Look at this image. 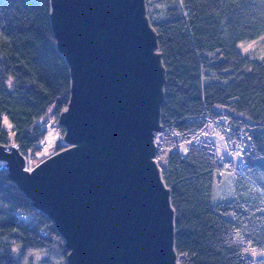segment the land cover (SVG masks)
<instances>
[{"label": "trees", "instance_id": "obj_1", "mask_svg": "<svg viewBox=\"0 0 264 264\" xmlns=\"http://www.w3.org/2000/svg\"><path fill=\"white\" fill-rule=\"evenodd\" d=\"M146 3L168 71L162 124L197 139L211 125L188 118L225 116L230 132L211 128L241 155L236 168L206 138L199 148L171 152L165 166L159 163L171 189L179 260L264 264V258L248 256L250 249L264 251V62L237 48L264 34V0ZM50 12V0H0V143L18 144L30 164L42 160L47 121L51 115L58 121L70 98L69 67L57 49ZM6 117L12 135L3 126ZM60 149L57 145L55 151ZM217 171L235 172L236 190L233 201L214 211ZM63 245L48 216L0 171V264H20L31 251L48 254L40 264H68Z\"/></svg>", "mask_w": 264, "mask_h": 264}, {"label": "water", "instance_id": "obj_2", "mask_svg": "<svg viewBox=\"0 0 264 264\" xmlns=\"http://www.w3.org/2000/svg\"><path fill=\"white\" fill-rule=\"evenodd\" d=\"M70 72L62 147L29 169L0 143V171L53 222L68 264H182L156 158L167 69L146 0H50Z\"/></svg>", "mask_w": 264, "mask_h": 264}, {"label": "rangeland", "instance_id": "obj_3", "mask_svg": "<svg viewBox=\"0 0 264 264\" xmlns=\"http://www.w3.org/2000/svg\"><path fill=\"white\" fill-rule=\"evenodd\" d=\"M237 48L243 55L248 56L254 60L264 62V34L253 40L239 42ZM3 126L5 129L9 131L11 135L13 134V124L9 118L6 117L3 120ZM46 128L48 130V133L45 138V141L43 142L42 151L39 154V157L42 158V160H44L46 157L50 155L51 152H54L57 149V145H59L58 143L64 135L61 131V128L63 127L58 125V121H56V118H54L52 115L50 116V119L47 121ZM222 130L225 131L224 129ZM203 138H211L212 141H214L217 144L216 150L218 156L221 159L231 160L234 166L236 168H239L240 160H241L240 152H236L235 154L228 149V145L220 130L219 131L214 130L208 126L207 132L204 134ZM11 144H5V145H11ZM237 147L238 146H236L235 148ZM168 155L169 153L166 154V156L159 159V163L161 165L163 166L166 165L167 163L166 158ZM39 162H37L36 164H38ZM36 164L29 163L28 165L29 169H32ZM235 190H236V173L228 172V171H217L214 177L213 192L211 197L212 209L216 211L217 205L222 203H229L233 201L235 199ZM222 215L227 219L233 218L232 213H222ZM47 256L48 254L44 251L41 252L39 251L36 252L35 254L33 251H31L28 252L26 258L23 257L20 264H31V263L40 264L41 260ZM248 256L253 258L254 260L264 258V251L258 249H250L248 251ZM30 261L31 263H29Z\"/></svg>", "mask_w": 264, "mask_h": 264}, {"label": "built area", "instance_id": "obj_4", "mask_svg": "<svg viewBox=\"0 0 264 264\" xmlns=\"http://www.w3.org/2000/svg\"><path fill=\"white\" fill-rule=\"evenodd\" d=\"M195 119V120H194ZM189 121H197V120H205L208 122V125H211V127L215 129H224L226 132H230L233 128L230 120L225 116H219V117H211L209 114L206 116H200V117H193L189 118ZM173 127H170L169 125H164L162 130L156 133L155 136V142L157 147V159L162 158L161 155L164 153V156L169 152H175L180 149L179 145L173 144L170 141V137L172 136ZM208 140L207 142H209ZM204 142L200 139H187V141L183 144V146L191 150L193 148H199ZM242 165V164H241Z\"/></svg>", "mask_w": 264, "mask_h": 264}, {"label": "bare ground", "instance_id": "obj_5", "mask_svg": "<svg viewBox=\"0 0 264 264\" xmlns=\"http://www.w3.org/2000/svg\"><path fill=\"white\" fill-rule=\"evenodd\" d=\"M189 119V118H188ZM187 119V120H188ZM186 120V121H187ZM162 128H163V124H162ZM162 128H161V130H162ZM175 128V127H174ZM160 130V131H161ZM159 132V131H158ZM158 132H156V133H158ZM155 136H156V134H155ZM155 139V138H154ZM187 139L188 138H186L185 137V135L182 133V132H180L179 130H176V129H173V132H172V136L170 137V141L173 143V144H176V145H179L180 146V149L179 150H177V151H175L176 153H180V154H186L187 152H189V150L188 149H186L184 146H183V144L187 141ZM203 142H205L206 141V138H200ZM155 144H156V142H155ZM156 149H157V147H156ZM169 153H171V152H169ZM168 154V153H167ZM157 156H158V153H156V158H157ZM166 156V155H165ZM161 157H164V153L161 155ZM158 160V162H159V159H157Z\"/></svg>", "mask_w": 264, "mask_h": 264}, {"label": "crops", "instance_id": "obj_6", "mask_svg": "<svg viewBox=\"0 0 264 264\" xmlns=\"http://www.w3.org/2000/svg\"><path fill=\"white\" fill-rule=\"evenodd\" d=\"M215 143V142H214ZM216 144V143H215ZM217 145V144H216Z\"/></svg>", "mask_w": 264, "mask_h": 264}]
</instances>
